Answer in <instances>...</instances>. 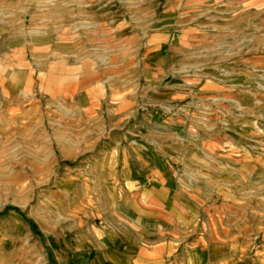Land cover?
<instances>
[{"label":"crops","instance_id":"obj_1","mask_svg":"<svg viewBox=\"0 0 264 264\" xmlns=\"http://www.w3.org/2000/svg\"><path fill=\"white\" fill-rule=\"evenodd\" d=\"M225 27L264 30V0H0V93L39 87L87 107L78 96L84 76L97 84L103 69L130 76V62L142 59L146 93L179 101L189 96L178 81L164 83L175 57L164 51L177 48L182 30L184 43L195 45L200 30ZM262 60L253 53L239 69L245 61L253 74ZM131 91L113 87L111 107L125 113L135 104ZM135 122L150 123L155 134L150 145L146 135L138 139L136 154L125 145L113 149L120 168L108 188L118 192L93 264H264V146L244 150L235 140L226 148L219 132L191 136L184 117L158 113ZM244 173H251L249 200ZM243 236L251 237L245 261Z\"/></svg>","mask_w":264,"mask_h":264},{"label":"rangeland","instance_id":"obj_2","mask_svg":"<svg viewBox=\"0 0 264 264\" xmlns=\"http://www.w3.org/2000/svg\"><path fill=\"white\" fill-rule=\"evenodd\" d=\"M179 35L177 48L164 51L175 56L164 83L178 81L189 96L179 101L146 93L142 59L130 62V76L103 69L98 84L84 76L78 96L87 107L39 87L0 93V264H93L99 229L118 192L108 188L120 168L113 149L125 145L136 154L138 139L146 135L150 145L155 134L153 125L135 119L184 117L191 136L219 132L226 148L235 140L244 150L264 146V61L253 74L245 61L239 69L240 59L264 54V30L204 29L195 45L184 43L186 30ZM113 87L132 89L135 104L125 113L111 107ZM123 116L125 124L118 122ZM243 196H251V173L243 174ZM250 210L244 205V217ZM242 244L249 260L251 237L243 236Z\"/></svg>","mask_w":264,"mask_h":264}]
</instances>
